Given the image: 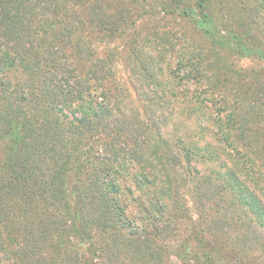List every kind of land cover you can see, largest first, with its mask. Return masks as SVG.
Here are the masks:
<instances>
[{
	"label": "trees",
	"instance_id": "trees-1",
	"mask_svg": "<svg viewBox=\"0 0 264 264\" xmlns=\"http://www.w3.org/2000/svg\"><path fill=\"white\" fill-rule=\"evenodd\" d=\"M261 64L264 0H0V264H264Z\"/></svg>",
	"mask_w": 264,
	"mask_h": 264
},
{
	"label": "rangeland",
	"instance_id": "rangeland-1",
	"mask_svg": "<svg viewBox=\"0 0 264 264\" xmlns=\"http://www.w3.org/2000/svg\"><path fill=\"white\" fill-rule=\"evenodd\" d=\"M164 24V22H162ZM142 24V23H140ZM154 24V21L152 22H147L145 21V23L142 25L143 27H149L151 25ZM170 27H172L173 29V32H177L176 28H173V23H170L168 24ZM116 46L118 48H120V50H122V43H117ZM103 48V47H102ZM101 48V49H102ZM178 52V51H177ZM154 55H156L155 53H153ZM179 53H174L171 57H162L164 59H159V66L161 67L162 71H163V74H162V78L165 79L166 82H168V86H170L169 88L166 87L167 91L169 93H177V94H182V92H189L191 93L189 95L190 98H192V93L193 91L196 89V85L195 84H190L188 83L185 86H177L173 83L174 81L171 79V76H170V73L171 71H175V74L177 75V64H178V61H179ZM157 57V56H156ZM117 67H116V77L118 78L119 81H121V83L123 85L126 86V88H128V91H127V95L129 96L126 101H125V104L128 105L129 107H132V109H137L139 111H143L145 109L146 106H149V108H151L152 110L154 111H160L158 114H156L154 117H157L156 119H158L160 116H167V115H171V117L167 118V120H165V118L163 119H160L161 122H164L166 121L168 127L167 129L165 130V138L171 143V144H174L175 143V139L176 137H181V134L183 132L184 127H187V125H189L196 133V130H197V126L195 124H191V123H184L182 125L181 128V131H179L177 129V132L176 131V127L177 126H174L175 124L179 125L181 123V118L179 117V112L181 110V107H186L185 104H184V101L182 100V98L180 99V103L178 104V106H174L172 107L173 111L171 110H165L164 108L166 107L165 105L163 106H156V107H150V104L143 100L141 98V96L139 95V91L138 89L136 88V86H134V84L131 82V75L129 74V69L126 68L125 64L122 62V60L120 59L119 62L116 64ZM235 65L237 68H239L241 70V68H243L244 70L246 69H250L252 67H255L256 66V63L255 62H252V61H249V60H237L235 61ZM262 67H264V64H261ZM202 86L204 85H201L199 88H202ZM199 90V89H197ZM200 91V90H199ZM140 96V97H139ZM141 100H140V99ZM183 102V103H182ZM187 105V104H186ZM162 107V108H161ZM217 107L219 106H215L214 107V110H217ZM171 113V114H170ZM200 119V122H202L204 119L202 118H199ZM188 126V127H189ZM181 195L183 196V199L186 203V207H192L193 206V203H192V197L190 196L189 194V191L186 190V191H183L181 193ZM256 254L258 252H255ZM250 262H248L249 264ZM167 264H180L175 258H167Z\"/></svg>",
	"mask_w": 264,
	"mask_h": 264
}]
</instances>
